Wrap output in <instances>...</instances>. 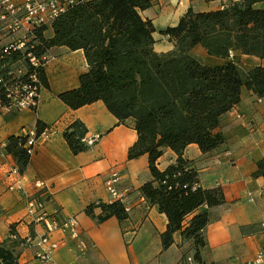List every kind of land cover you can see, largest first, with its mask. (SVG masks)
Instances as JSON below:
<instances>
[{"label":"crops","instance_id":"crops-1","mask_svg":"<svg viewBox=\"0 0 264 264\" xmlns=\"http://www.w3.org/2000/svg\"><path fill=\"white\" fill-rule=\"evenodd\" d=\"M151 1V7L140 16L155 27L154 51L165 54L174 47L161 31L177 26L189 9L205 13L243 0ZM256 8L264 10V2ZM52 34L48 27L44 35L50 38ZM191 54L205 65L225 63L209 57L199 46ZM233 56L245 67H264V60L256 57L239 53ZM47 59L44 72L48 88L42 90L36 111L6 110L0 103V245L11 246L14 239L35 243L44 234L43 226L26 219L28 194L45 200L46 211L54 220H78L83 249L67 234L54 232L51 241L58 244L53 255L55 264H185L182 258L187 243L175 235L173 245L163 250L161 235L167 229V218L139 193L151 175L146 155L128 160V151L137 141L133 123H119L101 101L73 111L58 99L61 93L77 89L80 75L87 72L83 51L54 47L47 52ZM76 121L86 128L85 139L97 140L86 146V151L74 155L64 133ZM37 122L54 134L35 146L19 177L24 191H9L15 179L10 175L15 162L4 152L7 139L36 133ZM217 132L225 138V144L217 150L202 154L197 146L190 145L183 153L184 159L194 162L200 186L219 187L225 198V204L211 210L213 221L204 230L206 246L200 250L201 264H250L264 252V178L253 176L257 163L264 161V98L243 88L240 103L223 116ZM176 159L166 149L157 167L164 170ZM111 171L121 177L118 190L127 191L124 204L128 217L122 223L114 217L98 223L100 208H94L93 218L85 212L91 205L112 203L104 185ZM38 183L43 187L37 188ZM34 243L16 247L18 264H41L35 259Z\"/></svg>","mask_w":264,"mask_h":264},{"label":"trees","instance_id":"trees-1","mask_svg":"<svg viewBox=\"0 0 264 264\" xmlns=\"http://www.w3.org/2000/svg\"><path fill=\"white\" fill-rule=\"evenodd\" d=\"M262 2H228L205 13L189 9L177 26L161 31L174 47L165 54L154 51L155 27L140 16L151 7V0L82 1L52 23V37L44 35L47 28L35 32L37 57L54 47L83 51L87 72L80 75L77 89L61 93L58 99L73 111L101 101L119 123H133L137 141L128 151V160L148 157L151 180L139 193L167 218L162 248L171 247L179 235L193 245L197 264L206 246L204 230L213 221L211 210L225 204V198L219 187L200 186L194 162L184 159L183 153L190 145L207 154L225 144L217 129L223 116L240 103L243 88L264 98V67H245L235 56L230 59L239 53L264 60V10L256 8ZM198 46L225 63L203 64L191 54ZM38 75L43 88H48L44 69ZM0 103H6L1 87ZM44 128L37 122L36 136ZM85 134L79 121L64 133L74 155L87 150L82 143ZM27 139L28 134L11 136L4 148L19 175L31 158L25 148ZM166 149L177 159L159 170L157 162ZM253 176L264 178V161L257 163ZM97 207L101 210L98 223L113 217L119 223L127 220L123 203L91 205L85 213L93 218ZM14 240L11 246L0 245V264H18L16 247L26 240Z\"/></svg>","mask_w":264,"mask_h":264},{"label":"built area","instance_id":"built-area-1","mask_svg":"<svg viewBox=\"0 0 264 264\" xmlns=\"http://www.w3.org/2000/svg\"><path fill=\"white\" fill-rule=\"evenodd\" d=\"M82 0H0V87L6 100L3 108L17 112L36 111L43 85L38 72L47 63V54L36 56L38 46L35 32L41 28L51 27L52 23ZM54 134L52 129L44 130L39 136L29 133L25 148L30 157L34 154L38 141H47ZM97 138L82 139V143L90 147ZM10 175L15 179L9 185V191H24L20 184V175L13 168ZM121 177L118 172L111 171L105 181V189L111 196L112 202L124 204L127 191H119ZM37 188L43 185L38 183ZM26 219L35 225L44 227L45 232L34 243L27 239L26 243H34L37 248L35 259L41 264H55L53 255L58 244L51 241V234L62 232L78 243L83 249L81 231L75 217L61 222L54 220L45 208V200L37 195H25ZM188 261L190 259L188 258ZM264 252L258 253L250 264H262Z\"/></svg>","mask_w":264,"mask_h":264},{"label":"rangeland","instance_id":"rangeland-1","mask_svg":"<svg viewBox=\"0 0 264 264\" xmlns=\"http://www.w3.org/2000/svg\"><path fill=\"white\" fill-rule=\"evenodd\" d=\"M183 257H184L183 261L185 262V264L195 263L193 259L194 258V248L191 243L188 244L187 242V245L185 246V249L183 250ZM188 258L190 259V261H188Z\"/></svg>","mask_w":264,"mask_h":264}]
</instances>
